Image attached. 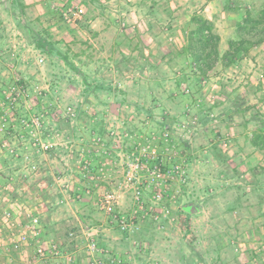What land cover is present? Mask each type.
I'll return each instance as SVG.
<instances>
[{
	"label": "rangeland",
	"instance_id": "1",
	"mask_svg": "<svg viewBox=\"0 0 264 264\" xmlns=\"http://www.w3.org/2000/svg\"><path fill=\"white\" fill-rule=\"evenodd\" d=\"M141 1L22 0L20 13L0 0V264H264V150L249 141L264 42L198 76L200 90L149 66L158 40L180 48L194 13L223 51L264 0H157L155 17ZM110 193L115 215L101 208Z\"/></svg>",
	"mask_w": 264,
	"mask_h": 264
},
{
	"label": "trees",
	"instance_id": "2",
	"mask_svg": "<svg viewBox=\"0 0 264 264\" xmlns=\"http://www.w3.org/2000/svg\"><path fill=\"white\" fill-rule=\"evenodd\" d=\"M12 2L22 13L24 8L22 0H12ZM140 4L146 7L148 14L153 17L156 16L155 14L159 8L157 0H142ZM236 9L238 10L239 7ZM169 19L171 20V17ZM189 23L192 27L183 31V42L180 48L175 50L173 46L165 44L162 40H158L157 52L152 56L154 58L153 61L149 62V66L152 69L165 64L168 71L176 77L178 83L181 80L187 89L192 84L191 86H198L197 90H200L199 81H197L198 76L206 78L218 63L223 67H227L235 61L242 59L252 47L264 42V6L258 10L255 16L250 10L246 9L243 12L240 20L235 23L234 37L227 40L226 48L223 51L219 49L220 37L213 31V24L210 21L194 13L190 16ZM56 44V42L43 37L35 40V46L41 52L47 55H57L66 67L72 71H77L76 64L68 55L70 49L66 48L65 51H62ZM72 56L76 57L77 54L73 53ZM181 57H185L191 61L189 67L187 66L190 69L188 70L190 74L186 72L187 68L178 62V58ZM83 82L86 89H88L86 78H84ZM100 87H102L101 84L92 85V89H99ZM235 99L238 100V98H234V103ZM244 110L237 107L234 111L244 112ZM258 112L256 110L252 114V117L253 119H259L260 124L252 131L249 141L253 147L264 150V121L258 118ZM165 126L161 127L164 128ZM87 154L89 153L87 152ZM188 211H193V209L189 208Z\"/></svg>",
	"mask_w": 264,
	"mask_h": 264
},
{
	"label": "built area",
	"instance_id": "3",
	"mask_svg": "<svg viewBox=\"0 0 264 264\" xmlns=\"http://www.w3.org/2000/svg\"><path fill=\"white\" fill-rule=\"evenodd\" d=\"M73 14L76 15L75 13H73ZM51 146L52 145H50V147ZM47 148H49V146L46 145L44 149H47ZM136 167H138V166H136ZM158 174L159 173H157V175ZM127 179H128V181H131L132 180L131 175H127ZM136 193L138 194L139 191H136ZM159 197H160V195L158 194L157 198H159ZM100 201H101V208L104 209L107 213H110L113 215L115 212V207H116L114 195L111 193L107 194L106 196H104V198L102 200L100 199ZM116 217H117V215H116ZM118 221L120 223V226L122 228H124L126 225L125 218L123 216H119ZM37 222H38V219L36 217H33L30 220V224H28L33 237H36L39 234V230L37 229V227H38ZM24 239H26L25 236H23V235L19 236L13 244L14 248L17 249L19 247V245L25 241ZM57 248H58V246L56 244H51L48 251L52 252L53 254H57L58 253ZM89 249L94 250L95 246L92 244L91 246H89ZM46 254H47V250H45V248H42L41 246H38L36 248L35 255H37L38 257L45 259ZM91 264H93V263L91 262Z\"/></svg>",
	"mask_w": 264,
	"mask_h": 264
},
{
	"label": "crops",
	"instance_id": "4",
	"mask_svg": "<svg viewBox=\"0 0 264 264\" xmlns=\"http://www.w3.org/2000/svg\"><path fill=\"white\" fill-rule=\"evenodd\" d=\"M260 111H261V109H260ZM262 206H263V204H262ZM257 207H258L257 210H259L260 207H261V205H259V206H257ZM246 208H247V209H248V208L250 209L251 207H246ZM263 210H264V209L262 208L261 211H263ZM258 214H259V213H258ZM250 219L253 220L254 222H255V221H261V220H260L261 218H260V217L258 218L257 215H255L253 218H250ZM261 223L264 224V220H262Z\"/></svg>",
	"mask_w": 264,
	"mask_h": 264
}]
</instances>
